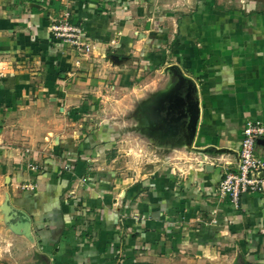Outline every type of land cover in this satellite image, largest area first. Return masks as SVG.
Here are the masks:
<instances>
[{
    "label": "crops",
    "instance_id": "1",
    "mask_svg": "<svg viewBox=\"0 0 264 264\" xmlns=\"http://www.w3.org/2000/svg\"><path fill=\"white\" fill-rule=\"evenodd\" d=\"M153 3L0 0V218L21 256L264 264V193L240 208L216 195L225 169H238L246 122L264 124V12L202 0L169 49L149 24ZM63 12L94 45L90 58L52 34ZM108 89L135 98L134 119L143 102L159 142L160 165L142 176L114 157L118 125L84 124Z\"/></svg>",
    "mask_w": 264,
    "mask_h": 264
},
{
    "label": "rangeland",
    "instance_id": "2",
    "mask_svg": "<svg viewBox=\"0 0 264 264\" xmlns=\"http://www.w3.org/2000/svg\"><path fill=\"white\" fill-rule=\"evenodd\" d=\"M153 7L149 11L150 22L153 29H159L162 26L163 32L167 33V41L169 49L172 47L174 42L169 41L171 39L170 35L175 34L178 23H183V19H187L190 15L196 12L197 5L202 0H167L166 4H157L153 0ZM212 4L210 7L215 5L216 7H223L226 10H238L243 11L244 13H255V12H264V0H208ZM218 5V6H217ZM213 6V7H215ZM151 7V6H150ZM148 6V8H150ZM255 11V12H254ZM66 12H63L64 15ZM165 15V16H164ZM59 17V16H58ZM58 17L52 19L51 31ZM73 23V21L71 22ZM148 22H146L147 24ZM174 30V31H173ZM53 34V33H52ZM54 35V34H53ZM170 37V38H169ZM95 50V47H94ZM94 50L88 56L94 54ZM148 76H151L153 72H146ZM166 74L172 75L174 71L165 72ZM142 77V76H141ZM127 91L115 92L113 89H108L105 93L106 100L103 103H100V110L94 117H89L88 121H84V124L91 125H118L120 127L119 137L116 138V143H120V148L116 151V156L123 160V168L126 170L130 168V173L134 172L131 175L142 176L145 170H150L156 168L160 165L161 151L159 142L154 143L151 139V134H148L144 130L143 126V113L142 105L143 102L138 100L136 101L137 106H140L138 109H141L139 112L140 117L136 119L129 116L128 112L130 109H133L135 98L132 97L131 100L127 99ZM119 101H122L118 104ZM119 108V109H118ZM113 110L115 112H113ZM94 112L97 109L93 110ZM155 138V137H154ZM135 168V170H134ZM9 218V216H8ZM8 219L6 222H2L0 218V263L3 264H50L49 262L43 260V258H38L32 256V254L27 256H21L19 252L20 249H17V246L14 244L11 237L13 233L11 231L6 232V229L10 227L12 229V221ZM13 231V230H12ZM9 235L8 238H5L6 235ZM119 264V262H118ZM138 264H145V262H138Z\"/></svg>",
    "mask_w": 264,
    "mask_h": 264
},
{
    "label": "built area",
    "instance_id": "3",
    "mask_svg": "<svg viewBox=\"0 0 264 264\" xmlns=\"http://www.w3.org/2000/svg\"><path fill=\"white\" fill-rule=\"evenodd\" d=\"M55 22L52 33L56 40L74 47L80 56L88 57L92 53L94 45L84 40V29L71 23L69 13L62 14ZM263 137V122H246L238 156V169L233 171L226 168L217 188V197L228 201L235 208H240L242 196L264 193V160L256 155V146ZM29 168L35 172L39 170L38 166L32 164Z\"/></svg>",
    "mask_w": 264,
    "mask_h": 264
},
{
    "label": "trees",
    "instance_id": "4",
    "mask_svg": "<svg viewBox=\"0 0 264 264\" xmlns=\"http://www.w3.org/2000/svg\"><path fill=\"white\" fill-rule=\"evenodd\" d=\"M130 258H131V257H130ZM0 264H3V263H0ZM109 264H118V260L115 259V258H113V259L111 260V263H109ZM126 264H138V263H134L133 260H129V262L126 263ZM145 264H149V263H145Z\"/></svg>",
    "mask_w": 264,
    "mask_h": 264
}]
</instances>
